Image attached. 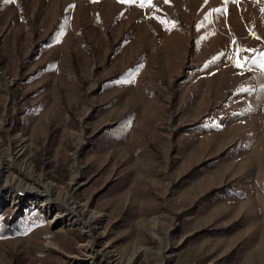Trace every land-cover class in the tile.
<instances>
[{
  "label": "rangeland",
  "instance_id": "obj_1",
  "mask_svg": "<svg viewBox=\"0 0 264 264\" xmlns=\"http://www.w3.org/2000/svg\"><path fill=\"white\" fill-rule=\"evenodd\" d=\"M0 156V264H264V0H0Z\"/></svg>",
  "mask_w": 264,
  "mask_h": 264
},
{
  "label": "bare ground",
  "instance_id": "obj_2",
  "mask_svg": "<svg viewBox=\"0 0 264 264\" xmlns=\"http://www.w3.org/2000/svg\"><path fill=\"white\" fill-rule=\"evenodd\" d=\"M22 150L26 149V145H22L21 147ZM3 157L0 156V164H2ZM21 168L26 172L27 177L25 178L27 181L31 180L32 185L30 183H27L25 186H28V189H24V192L16 190L15 194L11 197H13V200L15 199L16 201L21 199L22 196H26V198L29 200L31 203H37L40 205V207L43 208L45 211V214H51V196H52V191L49 189L50 184L49 183H44L42 186V190L36 189V185L39 186L38 180L36 179L35 175L33 174V170L31 165L27 160H24ZM1 176V173H0ZM12 188V187H11ZM25 193V194H23ZM31 194H35L32 195ZM10 195V194H9ZM31 196V197H30ZM66 196V195H65ZM14 202V201H13ZM18 202V201H17ZM62 206L64 207L63 210L59 211L50 221L51 223L54 222H59L62 219L65 218L64 224L66 226H74V225H79L80 228L83 230L84 233L87 235H91L92 229L95 225L91 226L89 224V220L92 218L98 217V215L94 212H89L85 214V217H81L78 215L76 211V205L73 203L72 199L67 197V200L65 202H62ZM67 218V216H69ZM94 240H90L87 243V252L89 257L96 256L98 255L99 258L102 261H105L107 264H130V260H132V256L138 253L134 252L129 259L125 263H121L120 257H117V255L112 251V250H96L93 248Z\"/></svg>",
  "mask_w": 264,
  "mask_h": 264
},
{
  "label": "snow or ice",
  "instance_id": "obj_3",
  "mask_svg": "<svg viewBox=\"0 0 264 264\" xmlns=\"http://www.w3.org/2000/svg\"><path fill=\"white\" fill-rule=\"evenodd\" d=\"M166 2H167V0H166Z\"/></svg>",
  "mask_w": 264,
  "mask_h": 264
}]
</instances>
